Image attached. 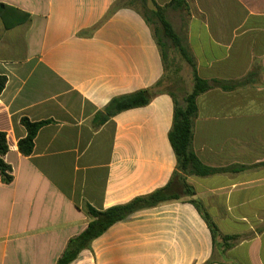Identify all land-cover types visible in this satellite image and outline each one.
<instances>
[{"label":"crops","instance_id":"crops-1","mask_svg":"<svg viewBox=\"0 0 264 264\" xmlns=\"http://www.w3.org/2000/svg\"><path fill=\"white\" fill-rule=\"evenodd\" d=\"M118 1L0 0V131L14 176L0 175V264H58L91 222L87 205H126L178 172L168 92L103 119L114 98L165 74L154 24L129 7L110 14ZM185 1L187 12L168 9L171 23L212 84L197 99L192 148L219 172L187 176L194 198L117 222L72 264H264V0ZM23 118L49 121L29 157Z\"/></svg>","mask_w":264,"mask_h":264},{"label":"trees","instance_id":"trees-1","mask_svg":"<svg viewBox=\"0 0 264 264\" xmlns=\"http://www.w3.org/2000/svg\"><path fill=\"white\" fill-rule=\"evenodd\" d=\"M147 1L148 0H127V3L124 4H120L119 2L110 10V14L118 10L120 7H129L137 10L134 5L136 2H140L141 6L145 10L141 13L147 21L154 24L153 21L157 20L160 23L163 36H160V33L157 30L155 31V34L158 46L160 47L164 58L165 74L168 66L167 42L171 43V45L191 67L193 87L191 92L185 96L183 103L177 99L174 93L168 92L174 99L175 104L173 126L169 133V138L177 157L178 172L174 173L172 180L166 187L159 189L148 196L138 197L126 205L115 206L106 211H99L92 206L87 205L86 209L91 217V222L88 228L81 235L70 240L58 264H72L83 250L90 247V244L94 239L101 236L108 228L117 222L125 220L140 210L152 208L169 201L185 200L184 198L186 197L194 198L196 193L194 188L187 182V176H208L219 172L218 169L205 166L192 148L194 137V119L198 112L197 99L200 95L209 91L212 88V84L198 75L197 67L193 58L189 55L181 37L177 34L172 23L166 16V11L171 8L187 12L188 8L186 1L175 0L167 7H161L158 5L156 0H151L155 7L152 11H149L146 7ZM149 13H151V17L148 15ZM164 77L151 89L141 90L132 94L114 98L106 107V116H104L103 119L108 121L118 113L148 105L154 96L164 92L159 90ZM7 83L8 78L0 75V95L5 90ZM215 84L223 89H227V87L220 82H216ZM21 123L26 128L27 136L19 141L18 149L23 156L29 157L34 152V144L38 132L43 126L48 124L49 121L31 122L28 118H23ZM8 152V135L7 133L0 131V175L3 183L5 184H11L14 181L12 167L5 161V157ZM190 202L196 206L207 222L213 238L215 239L221 236L217 226L206 212L203 204L197 199H192ZM223 238L224 241L230 239L235 240V238L231 237Z\"/></svg>","mask_w":264,"mask_h":264},{"label":"rangeland","instance_id":"rangeland-1","mask_svg":"<svg viewBox=\"0 0 264 264\" xmlns=\"http://www.w3.org/2000/svg\"><path fill=\"white\" fill-rule=\"evenodd\" d=\"M124 4L127 3V0L118 1V3ZM134 7L140 11H145L141 6L140 2H136ZM146 7L149 11L155 9L151 0H148L146 3ZM151 17V13L148 14ZM166 16L170 22L173 24L179 23V18L177 15H171V11H166ZM154 27L160 33V36H163L161 32L160 23L157 20L153 21ZM177 26V25H176ZM168 44V66L165 77L162 81L161 86L159 87L160 91L164 92H172L176 95L177 99L183 103L185 96H187L193 87V77L191 67L186 63V61L181 57L179 52L171 45L170 42Z\"/></svg>","mask_w":264,"mask_h":264}]
</instances>
